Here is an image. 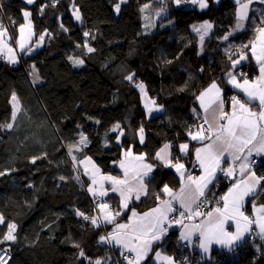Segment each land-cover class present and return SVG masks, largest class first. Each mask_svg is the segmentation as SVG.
<instances>
[{
  "label": "trees",
  "instance_id": "1",
  "mask_svg": "<svg viewBox=\"0 0 264 264\" xmlns=\"http://www.w3.org/2000/svg\"><path fill=\"white\" fill-rule=\"evenodd\" d=\"M149 1L161 4L154 0H56L53 6V0H34L32 4L0 0V24L11 17L17 25L25 9L33 15L30 43L24 51L29 70L19 63L0 62V124L13 125L0 127V172L5 173L0 176V215L4 217L0 238L9 223L16 225L17 237L0 243V250L5 246L11 249L7 264H95L101 258V264H114L107 244L96 243L103 236V227L77 214L89 211L90 203L79 160L89 156L105 171L117 172L113 162L121 157L123 143L132 142L134 150L145 152L156 168L152 188L129 208L150 207L163 184L180 183L175 171L164 167L154 155L163 143L171 141L174 158L181 157L179 144L190 140L189 125L202 117L199 94L215 81L229 98L235 91L223 73L241 52L250 58L237 66L235 73L240 78L241 73L247 78L256 74L258 64L251 57V42L264 21L254 12L245 28L231 38L249 44L248 51L237 49L228 60L218 41L237 21L235 0H208L204 9L167 0L161 6L167 4L165 19L171 23L133 38L130 25L142 22L141 6ZM117 3L119 12L114 10ZM72 10L79 11V21ZM202 20L214 22L213 46L200 51L191 24ZM77 59L83 63H75ZM33 67L41 82L33 81ZM94 73L92 84L85 86ZM129 74H134L136 84L126 79ZM141 82L162 106L158 112L148 113L144 108L136 87ZM13 93L19 103L15 119ZM251 105L258 108L257 102ZM116 123L123 129V143L112 130ZM81 133L87 137L86 144L79 143ZM194 145L192 142L185 160L198 172ZM33 158L37 159L33 162ZM256 169L264 176V158ZM107 199L119 209L114 197ZM252 199L264 203V190ZM63 207L72 209V219L49 210ZM105 227L111 226L106 223ZM177 237V229L171 230L156 247H164L179 261L187 248ZM194 254L200 258L197 248ZM213 260L217 264H264V239L255 235L231 253L214 249ZM198 264L212 262L200 258Z\"/></svg>",
  "mask_w": 264,
  "mask_h": 264
},
{
  "label": "snow or ice",
  "instance_id": "2",
  "mask_svg": "<svg viewBox=\"0 0 264 264\" xmlns=\"http://www.w3.org/2000/svg\"><path fill=\"white\" fill-rule=\"evenodd\" d=\"M28 4L34 3V0H26ZM56 0H53V6ZM173 2L179 6L184 3H190L193 5H199L200 9L206 8L207 0H173ZM251 0L247 2H242V0H235L238 5L236 9L237 16V28L243 27L242 21L247 18L248 7ZM149 5H144L141 11L148 8ZM114 10L119 12L120 3L114 5ZM166 9L161 7L158 10V15L164 12ZM75 14L77 20L81 17L78 11ZM30 12L24 11L23 16L28 24H21L19 26L20 38L16 40V43L20 49L25 47V28H29V36L31 35V21L29 20ZM171 23V21L169 22ZM213 25L204 21L200 25H193L192 30L199 35L201 44L204 41L205 36L208 34L209 30ZM259 35L257 37L261 42V47L259 52L255 43L251 44V54L252 57L260 65L259 76L254 80H249L246 74L241 73L242 83L237 80V76L233 75L230 71L227 73L229 80L228 83L233 85L235 88L239 89L247 101H242L238 96L233 95L229 99L231 101L232 111L231 114L225 111L224 105L225 101L222 97V90L213 81L208 88L202 91L197 99L200 101V106L204 109V123L207 124L205 129L203 125L199 126L198 132H189L188 135L192 140L204 141L210 140V143L204 144L203 147L197 148L196 151V161L199 167L203 170V174L199 177L193 178L191 174L187 176L186 182L184 181L185 176V165L179 162L176 158V162L173 163V158L169 152L170 144H164L156 154L154 159L160 161L164 167L174 168L175 171L181 177V188L178 193L173 192V190L164 184L157 193L156 199L160 200L161 194H168L171 196V200L160 201L157 207L151 209L149 212H145L143 216H137L135 210L132 212V216L129 217V222L127 224H118L117 230L118 234H109V237H100L101 241L108 240L111 242L115 240L116 243L122 244L130 252L135 253L134 259H129L128 264H140L141 261L145 260L148 253L152 250V245L154 242L161 241L168 234L169 228L172 225H180L182 231L180 233V239L192 242L193 236H196L199 240V248L203 250L204 253H208L213 244L221 245L222 247L232 248L235 244L241 241L245 234L251 230L252 225H256L259 228L258 235L261 239H264V203L257 205L253 200L252 216L245 215L242 210L245 204V198L255 197L258 192L264 190V176H257L254 171L251 170V164L249 162V157L252 156L253 151L258 155L264 153V27L257 29ZM88 36L89 33H84ZM230 35V34H229ZM8 34L7 29L0 24V53H6L9 61L11 63H16V56L14 49L8 44ZM42 39V37H41ZM227 40L228 36L223 37ZM248 45H242L241 48H246ZM31 52L32 49L28 48ZM88 51H93L92 48H88ZM248 56L241 52L239 54V60H233L232 65L239 64L241 61L247 60ZM75 63L81 64L83 61L76 60ZM134 74H129L126 79L129 81L133 80ZM141 92H144V84L138 83L136 85ZM13 101V111L12 119H15L16 113L19 110L18 98L15 93L12 94ZM258 102L259 112L253 111L248 105ZM154 104L155 101H152ZM148 107V105H145ZM162 106H158L156 109L148 107V111L153 110L159 111ZM209 109H212L211 122L209 121ZM195 111V110H193ZM226 121V123H220V121ZM13 125L11 123L0 124V127L11 128ZM119 127V125L114 126V129ZM143 132L144 129L141 127L139 129L140 142L143 143ZM208 133V135H205ZM214 134V137H213ZM255 141V143H253ZM81 144L87 143V137L81 133L80 141ZM251 145V147H249ZM247 149V154L241 157L239 153H243ZM188 144H181L180 151L182 153H187ZM125 157H129L131 160L136 162V167L133 168L131 175L128 167H126L125 162H120V167L125 169V178L118 179L112 176H101L100 184L102 188V182L107 180L111 182L112 191L119 192L121 197L122 208L128 207V201L135 194V198L139 199L141 194H147L148 185L145 183L146 179H152L150 176L155 165L150 163H145V154H140L139 156H132L131 148L124 153ZM227 157H231L233 163L240 160V173L244 177L241 180H237L233 183L232 187L229 188L228 192L221 197L223 201V207H215L207 212H201L199 209L207 203L206 200H201L205 196V189L216 179L217 171L224 173L226 176H233L235 173V168L230 164L229 167H221L222 162H227ZM37 158H33V162ZM89 163H91V158H86ZM84 163V161H81ZM95 173H99V168H96L93 164ZM87 172V169H86ZM5 173L0 172V176ZM63 179V177L61 178ZM92 183L96 184L95 174L92 177ZM88 191L97 194L93 187H89ZM99 196L103 197L107 195L106 190H101L98 193ZM175 200L179 203L183 211L174 208L172 206V201ZM219 203V202H218ZM195 206V209L194 207ZM100 208L103 219L109 223L115 220L116 216L120 215L117 211L114 214L109 210V205L101 204L98 205ZM179 211L180 219L175 218V216L169 217L170 213H175ZM86 220H91L93 225L98 224V220L95 216H86L84 213L77 212ZM205 217L199 224H185L184 219L189 221L193 220L194 217ZM135 218V219H134ZM235 223V231H228V227H231L229 222ZM0 223H4V217L0 215ZM243 225V227L241 226ZM16 225L14 223L8 224L7 233L3 234L0 238V243L6 241H15ZM79 247V245H77ZM80 255L83 256L84 252L81 250ZM128 259V257H125ZM155 258L166 261V264H176V261L172 256L162 255L159 251L155 253ZM0 264H7L3 255H0ZM95 264H101V261L97 259Z\"/></svg>",
  "mask_w": 264,
  "mask_h": 264
},
{
  "label": "crops",
  "instance_id": "3",
  "mask_svg": "<svg viewBox=\"0 0 264 264\" xmlns=\"http://www.w3.org/2000/svg\"><path fill=\"white\" fill-rule=\"evenodd\" d=\"M242 2H247V0H242ZM207 5H208V0H207ZM197 6L199 7V5H197ZM237 7H238V5H237ZM237 7H236V9H237ZM259 7H260V10H261V11L264 10V0H251V2L249 3V7H248L247 18H246L245 20L242 21L243 29L245 28L246 23H247V20L249 19L250 15H251L253 12L261 18V14H260L261 11L258 10ZM23 13H24V11L22 12V14H23ZM30 16H31V18H32V15H30ZM262 20L264 21V19H262ZM31 25H32V19H31ZM131 25H133V24H131ZM131 25H130V27H131ZM262 27H264V23H263L261 26H259L257 29L262 28ZM19 35H20V34H19ZM28 35H29V30H28ZM258 35H259V33H258V31H257L256 37H255V39L253 40L252 43H255V44H256L257 51L259 52L260 47H261V42H260V40L257 39ZM24 40H25V43H28V44H29V38H27V36L24 38ZM245 54L248 56V59H247V60H244V61H241L240 63H243V62H246V61L249 60L250 55L247 54V53H245ZM251 57H252V55H251ZM252 58H253V57H252ZM253 59H254V58H253ZM238 60H239V59H238ZM254 61L257 63V61H256L255 59H254ZM257 64H258V63H257ZM258 68H260V65H259V64H258ZM237 76H238V75H237ZM258 76H259V71L256 72V74H255L252 78H248V79H249V80H254V79H255L256 77H258ZM228 80H229V78H228ZM237 80L240 81L241 83L243 82V81H242V78H240L239 76H238ZM216 83H217V82H216ZM217 85H218V86L220 87V89L222 90V93H221V94H222V97H223V99H224V101H225L224 108H225V111L228 112L229 114H231V111H232L231 101H230V99H229L231 96L236 95V96H238L242 101H246L244 98L247 99V97H245L244 94H243L239 89L235 88V87H234L233 85H231L230 83H229V85L231 86V88H233V90H234L235 92L232 93V94L229 96V98H226L225 95L223 94V89H222L221 85H220L219 83H217ZM206 88H208V87H206ZM206 88H205V89H206ZM205 89H204V90H205ZM204 90H203V91H204ZM148 95H149V94H148ZM149 96H150V95H149ZM198 102H199V104H200V101H199V100H198ZM257 103H258V102H257ZM143 106H144V108L146 109V111H147L148 113H149V111H148V107L153 108V107L151 106V104H149L148 107H145V105H143ZM248 106H249L253 111H255V112H259V111H260L259 107L257 108V107H255V106H252L251 104H249ZM200 107H201V106H200ZM153 109H154V108H153ZM160 110H161V109H160ZM152 112H153V113H156V112H158V111L154 110V111H152ZM211 114H212V109H209V113H208V115H209V121H210V122H211ZM201 115H202V117L204 118V116H205V112H204V109H203L202 107H201ZM220 123H226V121H223V120H222V121H220ZM262 127H264V125H262ZM205 129H206V128H205ZM120 131H122V134H121ZM190 131L193 132V133L198 132V131H199V127L195 128V129H192V130H190ZM120 134L122 135L121 138H119V135H120ZM205 135H208V133H205ZM122 137H123V129L121 128V130L118 129V131H117V141L123 143V141H122ZM213 137H214V134H213ZM189 138H190L189 141H184V142H181V143L179 144V151H180V145H181V144H188V150H187V153L185 154V153H182V152L180 151L181 157L178 158V159H179V162H181V163H183V164L185 165V176H184V181H185V182H186V180H187V176H188L189 174H191V175L193 176V178L199 177V176H201V175L203 174V170L199 167V164H198V162L196 161V151H195V150H196L197 148L203 147L204 144L210 143V140L198 141V140H192L190 136H189ZM139 139H140V133H139ZM144 139H145V132H143V140H144ZM192 142L195 143V145H194V149H193V158L195 159V165H196V167L199 168V171H198V172H193L192 165L190 166V165L187 163V160H185V158H188L189 155H190V152H191V143H192ZM166 143H167V144H170V146H171L170 149H169V152L171 153V157L173 158V163H175V162H176V158H174V153H173V143H172L171 141H166L165 143H163V145L166 144ZM253 143H255V141H254ZM163 145L160 146V147L157 149V151H158L160 148H162ZM249 147H251V145H250ZM129 148H131V152H132V156H133V157H134V156H139L140 154H145V160H144V162H145V163H150V164L155 165V164L149 159V157L147 156V154H146L145 152H137V151H135V150H134V144H133L132 142H124V143H123V148H122V152H121V157H120L118 160H116V161L113 162V166H114V168H116V169L118 170L117 172L105 171V170H104L101 166H99V165L96 163V161H95V163H96V165H97V166H95V167H96V168H99V173H95L94 168H93V173H92L88 168L85 167V166L93 167L92 162L89 163V162L87 161V159H86L87 156L81 158V159L79 160V163H78V164H79V167H80V162H81V161H84V163H81L82 166H81L80 168L82 169V173H83L84 176H85V180H86L85 182H86L88 188L91 186V187H93V188L95 189V192L97 193V194H95V195H98V193H99L101 190H106V191H107V195H106V196H103V197L100 196V197L102 198V200H104V201L101 202V204H107V205H109V210H110L113 214H114L115 212H117V211L120 212V215H119V216H116V217H115V220H114L113 222L109 223V222L105 221L106 223L110 224V226H111V227H110V232H111L112 235H116V234H118V230H117V227H116L118 224H127V223L129 222V217L132 216V212H133V210H135V212L137 213V216H138V217H139V216H143V214H144L145 212H149L151 209L157 207V205L160 204V201L171 200V196H169L168 194H161V196H160V200H157V199H156V202H155L152 206H150V207H147V208H144V209H138V208H136V207H131V208H129V205H130L131 203H133L134 201H140V200H142V199L147 195V194H146V195H145V194H141V195H140V198H139V199H136V198H135V194H133L132 198L128 201V207H127V208H122V206H121V197H120V194H119V192H113V191H112V186H111V182H110V181H107V180L103 181V182H102V185H103V186H102V188H101V184H100V182H99L101 176H112V177H116V178L121 179V180L125 178V175H124V173H125V169L120 167V162H121V161H124V162H125V165H126V167H128L129 172H130V175H131V172H132L133 168L136 167V162L133 161V160H131L129 157H125L124 153H125L126 151H128ZM157 151H156V152H157ZM156 152H155V154H156ZM246 154H247V149H245L243 153H239V155H241V157H243V156L246 155ZM154 156H155V155H154ZM263 158H264V153H261V154L258 155L255 151H253L252 156L249 157V162H250V164H251V170L254 171V172L256 173L257 176H261V175H259V173L257 172V169H256V168H257V165L262 161ZM159 162H160V161H159ZM160 163H161V162H160ZM240 163H241L240 160H237V161H235V162L233 163V161L231 160V157H227V162H226V163H225V162H222V164H221V167H224V168L229 167L230 164L235 168V173H234V175L232 176V177H233V181L231 180V183L229 184V186H228V188H227L225 194L228 192L229 188L232 187L233 183H235L237 180H241V179L244 178V177L241 175V173H240ZM155 168H156V165H155V167H154L152 173H150V176H151V177H152V174H153ZM168 168H171V167H168ZM86 169H87V172H86ZM172 169L175 171L174 168H172ZM175 173L178 175V177H179V179H180V183H179V185H177V186H172V185H170V184H168V183H165V184H167V185L173 190V192L178 193L179 190H180V188H181V177H180V175H179L176 171H175ZM93 174H95V176H96V180L98 181V183H96V184H93V183H92V177H93ZM221 174H222V172L217 171V173H216V179H215V180H214V181L208 186L207 189H205V192L208 191V190H210L211 188H213L214 185H215V183H216L218 180H221V178H220ZM145 183L148 185V192H149V189L152 188V186H151V179H150V180H149V179H146V180H145ZM163 185H164V184H163ZM163 185L160 187V189L163 187ZM148 192H147V193H148ZM98 196H99V195H98ZM111 196L114 197V198L116 199V201L118 202V204H119V209H116V208H115V211H114V209H113V204H112V202H111L109 199H107L108 197H111ZM254 201H255V200H254ZM255 203H256L257 205H259V204H261L262 202H256V201H255ZM101 204H100V205H101ZM172 206H173L174 208L179 209V211H183V209L180 207L179 203H178L177 201H175V200L172 201ZM193 207H194V209H195V206H193ZM221 207H223V204L221 205ZM252 209H253V199H252V197L245 198L244 208L242 209V210L245 212V215H248V216L251 217V216H252ZM126 210H127V212H128V213H127V216H126V217H123V218H120L121 215L124 214V213L126 212ZM179 211H178V212H179ZM170 215H171V213L169 214V216H170ZM102 216H103V215H102ZM134 219H135V218H134ZM204 219H205V217H203V216H201V217H194L193 220H191V221L185 219V220H184V223H185V224H199V223H200L202 220H204ZM229 223L231 224V227H228V231H230V232H234V231H235V223H234V222H231V221H230ZM241 226L243 227V225H241ZM174 229H177V231H178V237H177V239H178L179 244H181V245H183V246H189V245H193V246H195V247L197 248V250H198V253H199V255H200V258H201L202 260H205V261L209 262V263L212 262V264H217V262H216L215 260H213V250H214V249H218V250H220V251H224V250H225V251H228L229 253H231L232 250L236 249L239 245L243 244L245 241H247V240L253 238L255 235H258V232H259V228H258L256 225H252L251 230H250L248 233L245 234V237H244L241 241H239L237 244H235L232 248L222 247L221 245L213 244V245L211 246L209 252H208V253H204L203 250L199 248V240L197 239L196 236H193V238H192V242L189 243L188 241H185V240H181V239H180V233H181V231H182V228H181L180 225H172V226L169 228L168 234H169V232H170L171 230H174ZM168 234L164 237V239L168 236ZM258 236H259V235H258ZM164 239H163V240H164ZM163 240H161V241H157V242H154V243H153V245H152V250L148 253V256L146 257V259L143 260V261H141L140 264H143L144 262H148V264H166V261H163V260H160V259H156V258H155V253H156L157 251H159L162 255H165V256H172V257L174 258V260L176 261V264H177L178 261H177V257H176L175 254H173V253H171V252H169V251H167V250H164V249H163L164 247H162V246H161V247H156L157 244L160 243V242H162ZM111 242L113 243V245L118 246L119 248H121L122 250L126 251V252L130 255V257L127 259V262H128L129 259H134V258H135V253L130 252V251H129L127 248H125L122 244H118V243H116L115 240H112Z\"/></svg>",
  "mask_w": 264,
  "mask_h": 264
},
{
  "label": "rangeland",
  "instance_id": "4",
  "mask_svg": "<svg viewBox=\"0 0 264 264\" xmlns=\"http://www.w3.org/2000/svg\"><path fill=\"white\" fill-rule=\"evenodd\" d=\"M129 0H120V3H122V2H128ZM154 1H157V2H159V3H161V4H165V2H167V0H154ZM149 5V7L148 8H146V9H144V11H141V19H142V22L140 23V24H133V25H131V27H130V34H131V36L133 37V38H135L138 34H140V33H144V32H149V31H152V30H154V29H156L157 27H159V26H161V25H167V23H169V20L168 19H165V17H166V15H167V13H168V9L166 8L167 7V4H166V7H164L166 10L164 11V12H162V13H160L159 15L157 14L158 13V10L162 7L161 6V4H159V5H155L154 3H151V1H149V2H146V3H144L142 6H141V9H142V7L144 6V5ZM237 7V6H236ZM258 10L259 11H261L260 10V7L258 8ZM23 11H28V12H30L29 10H27V9H25V10H23ZM32 11V10H31ZM78 10H72V14H73V17H74V19L76 20V21H79V20H77L76 19V17H75V14L74 13H76ZM32 13V12H31ZM30 13V14H31ZM78 14H79V11H78ZM260 14H261V18H260V20H262V19H264V10L263 11H261L260 12ZM80 15V14H79ZM32 17H33V15H32ZM31 16L29 17V20L31 21ZM13 20V19H12ZM168 20V21H167ZM204 21H208V22H210L212 25H214V22L213 21H210V20H202V21H197V22H194V23H192L191 24V28H192V26L193 25H200V24H202ZM13 24H14V22H13ZM21 24H28V21H26L25 20V18H24V16H23V14H22V19H21V22L20 23H18L17 25H15L14 24V27H13V25L11 26V28H13V32H12V34H13V36H14V40L15 41H13L12 43H10L9 42V40L7 41L8 42V44L14 49V51H15V56H16V59H17V49H19L22 53H25L24 51H25V49H26V47L28 46V43H25V47H24V49L22 50V49H20V47L18 46V44L16 43V40L17 39H19L20 38V33H19V26L21 25ZM236 24H237V21H236V23H235V25L231 28V30L226 34V35H224L223 37H225V36H228V39L227 40H225V39H223V37L222 38H220L219 39V41H218V43H220V47H221V51H222V53L225 55V57L228 59V60H230L233 56H234V54L236 53V50L238 49V50H246V51H248V47H246V48H241V46L242 45H249V44H247V43H239V41L238 40H236V41H231L232 39V37L237 33V32H239V31H241V30H243V27H241V28H237L236 27ZM214 27V26H213ZM213 27L209 30V32H208V34L205 36V38H204V41H203V43L201 44V42H200V39H199V35L196 33V35H195V39H196V42H197V44H198V47H199V50L200 51H203V50H207V49H209V48H211V46H213V44H212V42H211V37H212V31H213ZM28 30H29V28L28 27H26L25 28V34H24V38L27 36V38H29L30 36L28 35ZM33 32V31H32ZM230 34V35H229ZM30 43V42H29ZM252 43V42H251ZM88 48H90L89 46H87V48L86 49H88ZM243 53H247V52H243ZM2 54H6V53H0V55H2ZM240 54V53H239ZM239 59V55L235 58V59H233V60H238ZM233 60H230L229 61V66H230V68H227V70H225V72L223 73L224 74V76H226L227 75V73H229L230 71L233 73V75H236L237 76V74L235 73V69H236V67L237 66H240L241 65V63H239V64H237V65H235V67H233V65H232V61ZM25 63L23 62L21 65H24ZM226 67H227V64H226ZM259 71V68L257 69V72ZM95 76H96V73H94V74H92L91 76H89V79H88V82H87V84L85 85V86H90L91 84H92V81H93V79L95 78ZM31 77H32V79H33V81L34 82H41L42 81V79H41V77L39 76V74H38V72H37V70L33 67V73H32V75H31ZM229 78V77H228ZM228 78H227V80H228ZM237 78H238V76H237ZM132 83H134V84H136L138 81H135L134 80V77H133V80L131 81ZM144 89H145V84H144ZM140 90V89H139ZM140 93H141V98H142V102H143V105H149V104H151V106L154 108V109H156L158 106H161V105H158V104H156V103H152V101H155L152 97H150L149 95H148V93H147V91L146 90H144V92H141V90H140ZM98 97H101V95H98ZM156 102V101H155ZM19 104V103H18ZM19 106V105H18ZM154 111V110H153ZM149 113H153V112H149ZM116 125H119V123H116L115 125H113V127H112V130L114 129V126H116ZM118 129H120L121 130V127H120V125H119V127H116L115 128V130H113V131H118ZM144 129V128H143ZM121 132V134H122V131H120ZM145 132V131H144ZM119 135V138H121V136L122 135ZM86 158H89V156H87ZM91 158V157H90ZM91 162H92V164H94L95 166H97L96 165V163H95V161L91 158ZM82 166V164H81V162H80V167ZM86 168H88L92 173H93V167H89V166H85ZM93 194V193H92ZM102 201H104V200H100V202H99V205L101 204V202ZM100 209V208H99ZM113 209H114V211H115V208L113 207ZM49 210H51V211H53V212H56V213H58V214H64V215H66L67 217H69V218H71L72 219V216H73V212H72V209L71 208H49ZM101 212V211H100ZM102 215V214H101ZM102 218H103V216H102ZM104 220V219H103ZM105 221V220H104ZM105 225H106V222H105ZM108 230H110V229H108ZM101 261H103V259L101 258ZM108 261V260H107ZM85 262V261H84Z\"/></svg>",
  "mask_w": 264,
  "mask_h": 264
},
{
  "label": "built area",
  "instance_id": "5",
  "mask_svg": "<svg viewBox=\"0 0 264 264\" xmlns=\"http://www.w3.org/2000/svg\"><path fill=\"white\" fill-rule=\"evenodd\" d=\"M12 19L13 18H11V17L10 18L6 17L1 22V24L4 26V28L7 29V34L9 37L8 40L10 43L15 41L14 36L12 34L13 28H11V26L13 25ZM17 50L18 51L16 53L17 54L16 63L22 64L24 62L25 54H23L19 49H17ZM4 61L10 62L8 57H7V54L0 55V62H4ZM27 70H28V68H27ZM200 125H203L204 128H207V124L204 123V118L203 117H196L193 120V122L189 125V127L191 129H194L196 127H199ZM220 178H221V180H218L215 183L213 189L206 191L205 196L201 198L202 201L203 200L207 201V203L204 204V206H202L199 209L201 212H207V211H209L215 207H221V205L223 204V201L220 198L225 195V192L228 188V187H225V183L230 184L228 182H231V180L233 181V177L232 176H230V177L226 176L224 173H222ZM87 194H88L89 199H90L89 211L85 212L84 215L95 216L98 220V225H101L103 227V236L109 237V234H111V232H110V230H108L105 227V221L103 220L100 209L98 207L101 198L99 196L92 194L88 190H87ZM172 216H175V218L180 219V215H179L178 211L175 213H171V215L169 217L171 218ZM84 220H86V219H84ZM87 221H91V220H87ZM101 242L107 244L109 251H110V254L112 255L114 264H128L127 259L125 257L129 258L130 255L126 251L122 250L121 248H119L116 245H113V243L109 242L108 240L101 241L99 239L98 241H96L97 244H100ZM186 248H187V251L183 254L182 258L179 259L177 264H198L200 262V258H197V255L194 254L196 251V247L193 245H189V246H186ZM0 255H3L4 259L8 262L12 256V252H11L10 247L9 246L3 247L0 250Z\"/></svg>",
  "mask_w": 264,
  "mask_h": 264
},
{
  "label": "bare ground",
  "instance_id": "6",
  "mask_svg": "<svg viewBox=\"0 0 264 264\" xmlns=\"http://www.w3.org/2000/svg\"><path fill=\"white\" fill-rule=\"evenodd\" d=\"M23 54H24V53H23ZM23 67L26 68V69L28 68V70H29L30 65H28V64L25 63V64L23 65ZM84 184H85V188L88 190V186H87L86 182H84ZM96 196H98V195H96ZM99 197H100V196H99ZM100 198H101V197H100ZM101 200H102V198H101Z\"/></svg>",
  "mask_w": 264,
  "mask_h": 264
},
{
  "label": "clouds",
  "instance_id": "7",
  "mask_svg": "<svg viewBox=\"0 0 264 264\" xmlns=\"http://www.w3.org/2000/svg\"><path fill=\"white\" fill-rule=\"evenodd\" d=\"M197 128V127H196ZM195 129V128H194ZM192 130V129H191Z\"/></svg>",
  "mask_w": 264,
  "mask_h": 264
}]
</instances>
